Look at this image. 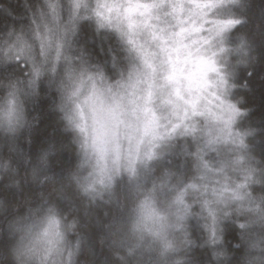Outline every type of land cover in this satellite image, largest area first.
I'll use <instances>...</instances> for the list:
<instances>
[{"label": "clouds", "instance_id": "clouds-1", "mask_svg": "<svg viewBox=\"0 0 264 264\" xmlns=\"http://www.w3.org/2000/svg\"><path fill=\"white\" fill-rule=\"evenodd\" d=\"M0 264H264V0H0Z\"/></svg>", "mask_w": 264, "mask_h": 264}]
</instances>
